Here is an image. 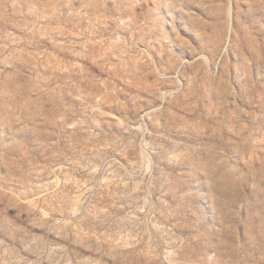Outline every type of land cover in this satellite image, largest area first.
I'll return each mask as SVG.
<instances>
[{
	"label": "rangeland",
	"instance_id": "obj_1",
	"mask_svg": "<svg viewBox=\"0 0 264 264\" xmlns=\"http://www.w3.org/2000/svg\"><path fill=\"white\" fill-rule=\"evenodd\" d=\"M0 264H264V0H0Z\"/></svg>",
	"mask_w": 264,
	"mask_h": 264
}]
</instances>
